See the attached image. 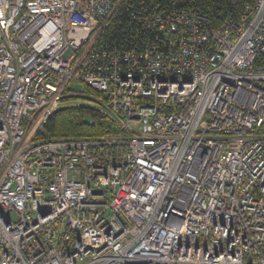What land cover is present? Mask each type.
Returning <instances> with one entry per match:
<instances>
[{
    "label": "built area",
    "instance_id": "1",
    "mask_svg": "<svg viewBox=\"0 0 264 264\" xmlns=\"http://www.w3.org/2000/svg\"><path fill=\"white\" fill-rule=\"evenodd\" d=\"M123 10L128 48L102 41ZM245 11L0 0V264H264V0ZM77 101L120 133L36 139Z\"/></svg>",
    "mask_w": 264,
    "mask_h": 264
},
{
    "label": "trees",
    "instance_id": "2",
    "mask_svg": "<svg viewBox=\"0 0 264 264\" xmlns=\"http://www.w3.org/2000/svg\"><path fill=\"white\" fill-rule=\"evenodd\" d=\"M162 7L174 3L200 13L208 19L212 28H217L225 19L238 21L245 16V7H252L257 0H150ZM128 14L123 10L119 14V21L112 23L105 30L102 41L110 46L128 48L133 45L136 35H143L130 31L127 27ZM136 40V39H135ZM140 42L144 41L139 40ZM264 62V55L262 56ZM69 92L66 91L65 94ZM85 100L96 104H103L101 93L84 86L79 95L65 97L64 100ZM117 126L105 115L89 106H73L63 108L52 114L38 133L36 139H84L105 137L119 134Z\"/></svg>",
    "mask_w": 264,
    "mask_h": 264
},
{
    "label": "rangeland",
    "instance_id": "3",
    "mask_svg": "<svg viewBox=\"0 0 264 264\" xmlns=\"http://www.w3.org/2000/svg\"><path fill=\"white\" fill-rule=\"evenodd\" d=\"M70 91L71 92H80L83 89V86L80 83H71L70 85ZM80 102H84V101H80ZM79 101H77L75 104L78 106H87V104H78Z\"/></svg>",
    "mask_w": 264,
    "mask_h": 264
}]
</instances>
